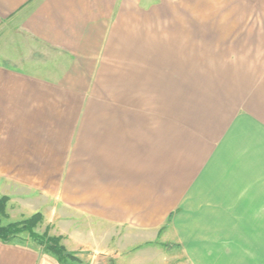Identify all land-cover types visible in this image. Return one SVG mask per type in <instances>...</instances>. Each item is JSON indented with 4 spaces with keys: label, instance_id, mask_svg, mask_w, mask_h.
Segmentation results:
<instances>
[{
    "label": "crops",
    "instance_id": "1",
    "mask_svg": "<svg viewBox=\"0 0 264 264\" xmlns=\"http://www.w3.org/2000/svg\"><path fill=\"white\" fill-rule=\"evenodd\" d=\"M3 28L42 47L0 62L10 217L118 264H264V0H0ZM0 264L61 263L16 238Z\"/></svg>",
    "mask_w": 264,
    "mask_h": 264
},
{
    "label": "rangeland",
    "instance_id": "2",
    "mask_svg": "<svg viewBox=\"0 0 264 264\" xmlns=\"http://www.w3.org/2000/svg\"><path fill=\"white\" fill-rule=\"evenodd\" d=\"M41 48L37 43H35V41L31 38H28L26 35L22 34L21 32L17 31V30H11L10 28H3L0 30V62L8 65V66H18L21 67V64L18 63L17 61L21 60V57H26V56H30V49H32V52L35 51H41ZM54 55L53 53H51L50 51L48 52V55ZM35 53L32 55L34 56ZM8 57V58H5ZM1 193V192H0ZM2 195H7V194H3ZM8 196V195H7ZM9 197V196H8ZM10 198V197H9ZM9 201V200H8ZM16 202V201H15ZM9 203V202H8ZM8 203H7V213H8ZM19 211L20 209H18L17 207H13L11 210V217L9 216L8 213V217H3L1 218L3 224H7L9 222L12 221H19V220H23L26 219L28 217H30L33 214H29L27 215H23V217H21V215H19ZM40 212V211H37ZM35 212V213H37ZM43 216V220L41 221V223L36 227L37 231L40 233H44L46 231V229H48L49 234L51 235H55L52 232L53 229V225L47 224V217L48 215L45 214L43 212H40ZM110 230V229H108ZM116 231V229H114ZM113 230V231H114ZM54 231V230H53ZM105 231V229H104ZM102 231V232H104ZM112 231V230H111ZM98 232H100V229H98ZM84 234H87V232L85 231ZM58 235V234H56ZM62 236V235H60ZM161 236H160V240H161ZM17 239H20L21 242H26L29 239H31L32 241H34L28 234V232H22V234L19 235V237ZM163 239V238H162ZM117 239L115 238L114 241H116ZM129 243L128 244H123L122 246H125V250H127L128 252L124 253V257L127 253L129 252H137L140 251L142 254H144L146 251H148L145 254H149L150 251L155 246V243H150V242H144L143 239L139 238H132L127 240ZM163 241V240H161ZM63 242V240H62ZM126 242V240H125ZM124 242V243H125ZM159 242V241H158ZM6 243V242H5ZM115 244H107L104 243V241H102V243L96 244L94 243V246H92L91 248H93V250L91 251H80L79 253H76V257L77 259H72L71 262H68V264H118V260L117 258H115V249L119 250L120 247H117L119 245L118 242H114ZM162 244V243H161ZM252 248V247H251ZM169 249V248H168ZM101 251V252H100ZM168 252V251H167ZM160 255H162V253H159ZM114 258V259H113ZM156 262H159L158 260Z\"/></svg>",
    "mask_w": 264,
    "mask_h": 264
},
{
    "label": "trees",
    "instance_id": "3",
    "mask_svg": "<svg viewBox=\"0 0 264 264\" xmlns=\"http://www.w3.org/2000/svg\"><path fill=\"white\" fill-rule=\"evenodd\" d=\"M8 200L9 197L7 195H2L0 193V240L6 243L12 242L14 239L18 238L22 232H28L29 236L41 246L43 251L56 257L59 263L68 264L72 259H77L76 253L68 250L62 242L63 236L51 235L48 229H46L44 233H40L36 230V227L43 220V216L40 212L34 213L23 220L3 224L1 218L8 217Z\"/></svg>",
    "mask_w": 264,
    "mask_h": 264
}]
</instances>
